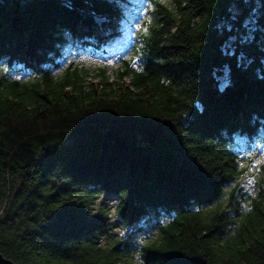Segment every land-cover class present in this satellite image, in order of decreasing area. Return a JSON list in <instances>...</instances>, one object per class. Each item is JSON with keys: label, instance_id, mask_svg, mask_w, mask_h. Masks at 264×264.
Wrapping results in <instances>:
<instances>
[{"label": "trees", "instance_id": "1", "mask_svg": "<svg viewBox=\"0 0 264 264\" xmlns=\"http://www.w3.org/2000/svg\"><path fill=\"white\" fill-rule=\"evenodd\" d=\"M120 1L0 0V253L264 264V159L258 193L240 191L264 142V0H151L137 66L55 73L69 44L111 52Z\"/></svg>", "mask_w": 264, "mask_h": 264}, {"label": "rangeland", "instance_id": "2", "mask_svg": "<svg viewBox=\"0 0 264 264\" xmlns=\"http://www.w3.org/2000/svg\"><path fill=\"white\" fill-rule=\"evenodd\" d=\"M162 3H167L168 0H160ZM122 15L115 19L116 31L119 32L115 39H112L109 43L110 53L92 54L87 49L79 47L75 44H69L66 47V61L63 62V68L55 70L57 74H60L68 62L71 61L72 65H78L81 68H88L90 72H94L99 67H105L106 74L111 78L115 74V70L121 65L122 59H132L133 65L137 66L138 60L136 56H132L133 49L136 45H141V41L138 38V31H147L145 20L149 17V11L155 9V4L151 0H123L119 2ZM151 8V10H150ZM28 73L17 75L18 78L27 79ZM254 150L248 155L249 158H245L241 164L247 167L246 175L242 177V183L240 191H246L248 193L257 194L258 184L260 181L261 170L259 162L264 159V142L255 139ZM254 155L253 158H250ZM261 184V183H260ZM107 206L110 207V222L111 226L109 232L122 233L124 235L125 229H121L117 224V217L114 214V206L117 200L112 195H107L105 198ZM154 227L149 228L148 232L138 233L133 237L134 246L136 250L138 245L155 234Z\"/></svg>", "mask_w": 264, "mask_h": 264}, {"label": "water", "instance_id": "3", "mask_svg": "<svg viewBox=\"0 0 264 264\" xmlns=\"http://www.w3.org/2000/svg\"><path fill=\"white\" fill-rule=\"evenodd\" d=\"M0 264H17L16 262L12 261L9 258L4 257L1 253H0Z\"/></svg>", "mask_w": 264, "mask_h": 264}]
</instances>
